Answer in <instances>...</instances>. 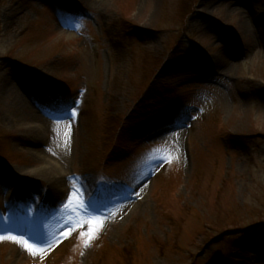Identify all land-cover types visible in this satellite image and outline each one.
<instances>
[{"label": "rangeland", "instance_id": "1", "mask_svg": "<svg viewBox=\"0 0 264 264\" xmlns=\"http://www.w3.org/2000/svg\"><path fill=\"white\" fill-rule=\"evenodd\" d=\"M47 261L264 264V0H0V264Z\"/></svg>", "mask_w": 264, "mask_h": 264}, {"label": "bare ground", "instance_id": "2", "mask_svg": "<svg viewBox=\"0 0 264 264\" xmlns=\"http://www.w3.org/2000/svg\"><path fill=\"white\" fill-rule=\"evenodd\" d=\"M215 64H218V61H216ZM36 128H37V126H33V131H35ZM175 135H177V134L175 133ZM34 140H35V139H34ZM40 142H41V140H36L35 143H40ZM44 172H45V171H44ZM47 174H48V177H50L51 190H54V188L56 187V185H57L58 183L63 182V180L66 179L65 175H63V176H54V175L49 174V173H47Z\"/></svg>", "mask_w": 264, "mask_h": 264}, {"label": "trees", "instance_id": "3", "mask_svg": "<svg viewBox=\"0 0 264 264\" xmlns=\"http://www.w3.org/2000/svg\"><path fill=\"white\" fill-rule=\"evenodd\" d=\"M71 26H72V27H77V26H78V22H77V21H73V22H71ZM100 247H101V245H97V246H96L97 249H99ZM102 248H104V247L102 246ZM115 259H116V258H115ZM123 260L125 261V259H123ZM126 262H127V261H126ZM46 264H49V262L47 261Z\"/></svg>", "mask_w": 264, "mask_h": 264}, {"label": "snow or ice", "instance_id": "4", "mask_svg": "<svg viewBox=\"0 0 264 264\" xmlns=\"http://www.w3.org/2000/svg\"><path fill=\"white\" fill-rule=\"evenodd\" d=\"M73 111H75V109H73ZM13 239H15V237H12ZM27 246V245H26Z\"/></svg>", "mask_w": 264, "mask_h": 264}]
</instances>
